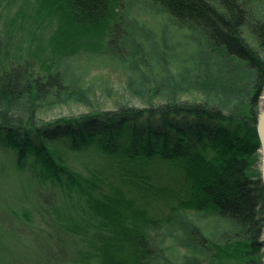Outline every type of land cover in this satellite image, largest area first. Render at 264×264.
I'll return each mask as SVG.
<instances>
[{"label":"trees","instance_id":"16d2710c","mask_svg":"<svg viewBox=\"0 0 264 264\" xmlns=\"http://www.w3.org/2000/svg\"><path fill=\"white\" fill-rule=\"evenodd\" d=\"M142 1L193 31L198 58L191 83L203 97L175 99L171 89L155 102L145 84L143 108L43 122L40 105L59 104L70 91L55 59L57 21L69 16L94 32L105 29L107 56L121 60L123 1L0 0V172L11 167L30 182L24 199L3 207L0 225L9 238L33 239L30 201L44 236L65 248L64 259L74 247L67 240L76 238L81 264H176L177 246L183 257L197 258L192 264H262L256 126L264 0ZM4 258L0 252V264H31L24 255Z\"/></svg>","mask_w":264,"mask_h":264},{"label":"rangeland","instance_id":"374dc122","mask_svg":"<svg viewBox=\"0 0 264 264\" xmlns=\"http://www.w3.org/2000/svg\"><path fill=\"white\" fill-rule=\"evenodd\" d=\"M48 1L41 0V3L47 4ZM120 1H123L124 11L121 21L128 22L127 35L118 48L125 56L121 60L107 56L108 36L105 29L98 27L94 32L95 26L70 21L69 16L57 21L59 29L54 41L57 53L55 59L70 91L68 95H62L64 98L59 104L48 102L40 105L37 116L41 121L81 116L93 109L106 111L117 106L143 108L148 102L144 98L145 84H151L152 91L157 85L161 90H157L156 94L151 91L150 97L155 102L166 99L171 89L175 99L197 100L203 97L191 83L198 58V41L193 31L177 25L166 14L142 0ZM111 5L114 12L118 10L116 13L121 16L118 4ZM142 60L149 71L140 64ZM256 160V170L260 171V155ZM0 167H3L1 163ZM16 174L11 167L0 172V213L8 203L24 199L20 197L26 194L30 182L25 175ZM26 203L28 208L32 207L35 217L33 239H20L19 242L18 239L9 238L5 233L7 230L0 225V252L5 253L4 260L15 255L19 261L24 255L31 264H81L73 251L77 246L76 238L67 240L66 244H74V247L68 246L64 259L61 255H64L65 248L57 246L56 239L44 236L42 230L46 227L43 218L33 208L32 202ZM194 220L202 225L204 231L211 232L210 224L202 222L198 217H194ZM13 226L18 227L16 224ZM172 235L176 236V232ZM174 250L171 258L176 264H192L197 259L183 257L184 250L178 246ZM58 251L60 253H55ZM261 255L260 260L264 264V249ZM93 262L94 260L90 264H95Z\"/></svg>","mask_w":264,"mask_h":264},{"label":"water","instance_id":"95a60500","mask_svg":"<svg viewBox=\"0 0 264 264\" xmlns=\"http://www.w3.org/2000/svg\"><path fill=\"white\" fill-rule=\"evenodd\" d=\"M256 131L259 139V155H260L259 172H260L261 184L264 191V93L261 98Z\"/></svg>","mask_w":264,"mask_h":264}]
</instances>
